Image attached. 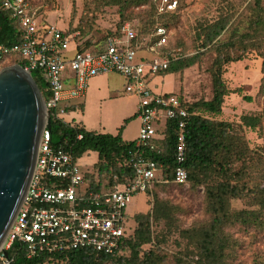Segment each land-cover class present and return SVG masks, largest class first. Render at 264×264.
<instances>
[{"label":"rangeland","instance_id":"1","mask_svg":"<svg viewBox=\"0 0 264 264\" xmlns=\"http://www.w3.org/2000/svg\"><path fill=\"white\" fill-rule=\"evenodd\" d=\"M28 10L41 24H52L76 34L89 45L106 36L121 35L129 24L139 36L155 22L167 28V45L160 51L179 57L199 54L197 61L181 71L161 70L150 76L147 85L154 93L175 94L188 104L209 100L213 94V63L226 57L238 61L222 65L221 78L229 90L224 96L219 114L200 112L205 118L227 122L237 140L236 151L227 158L226 172L215 165L205 173H195L197 180L175 185L165 178L154 182L145 192H135L128 199L125 211L128 224L136 227L135 216L143 214L150 221V242L141 245L139 256L152 251L160 264H206L197 261L194 240L201 228L209 227L212 213L208 207L207 187L228 175L239 187L263 184L264 187V0H177L175 11L157 16L152 0L126 7L115 0H26ZM225 24L221 33L208 45H203L206 28ZM15 55L0 60V69L17 64ZM93 78V77H92ZM88 81L84 98L74 101L65 120L82 124L89 130L117 134L125 140L137 138L139 120L136 112L138 97L126 93L125 78L117 72L100 74ZM92 80L95 85L92 88ZM250 97L251 101H246ZM255 115L256 127L244 126L242 115ZM125 118H130L124 123ZM97 153L89 151L77 159L84 174L95 172ZM245 196L230 199V213L246 212L221 226L218 250L221 264H264V189L247 191ZM253 195L256 197L252 199ZM161 202L168 208V217L156 221L153 208ZM249 212H253L252 216ZM196 232V233H195ZM219 247V245H218ZM130 251L123 257L128 259ZM123 263V262H121ZM44 264H66L63 260ZM103 264H117L106 261ZM119 264V263H118Z\"/></svg>","mask_w":264,"mask_h":264},{"label":"built area","instance_id":"2","mask_svg":"<svg viewBox=\"0 0 264 264\" xmlns=\"http://www.w3.org/2000/svg\"><path fill=\"white\" fill-rule=\"evenodd\" d=\"M1 2L17 21L22 36L13 45H0V60L15 55L26 71L38 75L43 82L39 90L51 118L75 124L65 120L66 107L73 108L74 101L85 96L92 77L117 72L125 78V92L138 97L135 145L153 149L151 139H163L166 122H173V181L187 182L185 130L190 115L177 95L154 93L147 85L150 76L180 58L177 51L158 53L168 39L164 26L156 25L139 36L124 24L121 35L107 36L92 50L79 46L75 33L39 23L30 14L26 0ZM176 6L177 0H157L159 13ZM50 139V129L44 128L27 192L0 248V264L12 262L8 250L14 242L22 245L27 258L81 247L104 253L119 250L130 234L125 216L129 197L164 178L163 164L140 152L127 162L134 169L131 182L93 190L77 164L78 158L70 149L52 146Z\"/></svg>","mask_w":264,"mask_h":264},{"label":"trees","instance_id":"3","mask_svg":"<svg viewBox=\"0 0 264 264\" xmlns=\"http://www.w3.org/2000/svg\"><path fill=\"white\" fill-rule=\"evenodd\" d=\"M260 1L261 0H255L256 3ZM145 2H147V0H115L114 4L126 7L132 4H144ZM152 3L157 16L172 13L177 8L176 6L172 11L159 13L157 11V0H152ZM156 25L164 26V24L160 22H155L151 28L142 32V35L148 33ZM224 27L225 24H219L218 22L208 26L203 35V45L212 43ZM21 36L22 31L17 21L11 16L10 12L3 7L0 0V45H13L20 41ZM103 40L89 45L88 40L80 41L76 38V41L80 43L79 46L92 50L98 44L102 43ZM165 46L159 47L157 49L158 53H160ZM198 57L199 54L184 58L180 57L171 61L166 70L181 71L194 64ZM240 59L239 56L235 58L226 57L223 60L216 59L213 63V94L211 99L195 102L190 105L181 96L177 95L182 100L183 105L190 115L185 130L186 155L184 167L188 174V180H197L198 177L195 173H205L215 165L219 166V170L226 172L228 167L226 160L237 149V140L233 136L234 134L230 132L229 124L227 122H216L209 118H205L200 112L202 111L210 114L220 113L224 96L227 95L229 91L221 78L223 71L222 65L226 62L238 61ZM17 60V64L22 65L21 60L19 58H17ZM31 75L37 86L41 88L43 86L42 80L35 72H32ZM245 99L248 102L251 101L250 97H246ZM66 109L70 110L72 108L67 106ZM132 117H136V113ZM129 119L130 118H125L124 123H127ZM240 120L244 126L250 128L256 127L259 123V119L255 115L245 114L241 116ZM121 129L122 126L119 130L121 131ZM120 131L117 134L96 132L87 130L82 124L75 123L72 125L52 117L50 143L55 148L62 146L66 149H70L75 158H79L89 151H95L97 153V168L95 172L86 173L84 175L89 187L96 191L110 189L113 188V186H120L131 182L134 178V169L127 162L133 154L140 152L144 153L145 158L163 164L162 172L164 173V178L167 177L166 181L169 180L175 185L185 184L175 183L173 181V172L175 169V126L173 122H166V128L163 131V139H151L150 142L154 145L153 149L149 147H138L135 145V140H123L120 136ZM78 135H81V137L77 138ZM224 176V180H220L207 187L208 207L212 213V218L209 227L201 228L194 240L195 246L198 249L194 256L197 258L198 262L205 260L206 264H221L220 254H218V250L221 251L222 249V239L219 237L221 226L230 221L233 217L246 213L242 211L231 215L230 199L245 196L246 192L244 189L254 192V194L264 189L263 184L260 186H252L251 184L250 186H246V188H244L245 185L239 187L231 182L228 175ZM153 184L154 182L151 186ZM148 189H146V191ZM255 197L256 196L253 195L252 199ZM168 211L165 204L158 202L152 211L153 218L156 221H161L168 217ZM249 213L252 216L254 215L253 212ZM125 216L126 220H128L129 215L126 214ZM135 221L137 224L136 227L132 228L128 225L130 234L125 238L121 248L113 253H104L92 248L81 247L27 258L25 249L22 245L14 242L8 250V256L12 257V262L10 264H44L45 262L55 260H63L66 264H103L106 261H115L117 264H160L157 256H155L151 250L144 252L141 257L139 256L141 245L150 242V221L149 217L143 214L135 216ZM127 250L131 253L128 259L123 257V254ZM177 264L185 263L178 260Z\"/></svg>","mask_w":264,"mask_h":264},{"label":"water","instance_id":"4","mask_svg":"<svg viewBox=\"0 0 264 264\" xmlns=\"http://www.w3.org/2000/svg\"><path fill=\"white\" fill-rule=\"evenodd\" d=\"M51 117L39 87L20 64L0 69V248L27 192Z\"/></svg>","mask_w":264,"mask_h":264},{"label":"crops","instance_id":"5","mask_svg":"<svg viewBox=\"0 0 264 264\" xmlns=\"http://www.w3.org/2000/svg\"><path fill=\"white\" fill-rule=\"evenodd\" d=\"M96 77V76H95ZM95 77H93L92 79H95ZM94 85H95V80H92V83H91V87L93 88L94 87ZM87 88H88V86H87ZM86 93H87V89H86ZM86 93H85V95H86ZM85 97V96H84ZM83 97V98H84ZM136 113V112H135ZM138 118V117H137ZM139 120V119H138ZM87 129V128H86ZM87 130H89V129H87ZM92 131H94V130H92ZM96 132H99V131H96ZM122 132V131H121ZM121 132H120V136H121ZM104 133V132H103ZM122 138V137H121ZM123 139V138H122ZM123 140H125V139H123ZM133 140H135V139H133ZM125 141H130V140H125Z\"/></svg>","mask_w":264,"mask_h":264}]
</instances>
